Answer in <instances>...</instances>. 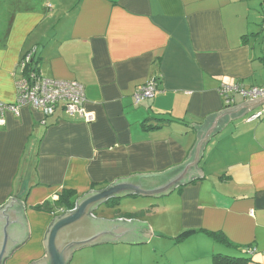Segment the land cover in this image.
Instances as JSON below:
<instances>
[{
  "label": "crops",
  "instance_id": "obj_1",
  "mask_svg": "<svg viewBox=\"0 0 264 264\" xmlns=\"http://www.w3.org/2000/svg\"><path fill=\"white\" fill-rule=\"evenodd\" d=\"M263 21L264 0H0V100L15 102L20 61L36 49L41 75L83 84L95 113L92 123L61 112L44 119L29 105L19 117L5 115L0 208L21 197L31 232L6 264L45 256L60 209L35 206L55 204L65 191L80 198L119 179L179 169L200 129L209 142L195 178L161 198L153 222L142 218L148 206L140 218L114 219L147 223L148 243H174L175 258L158 264H213L218 254L264 264V120L247 122L264 99L236 95L227 107L218 92L222 84L264 87ZM151 80L154 98L136 105L134 93ZM187 231L194 233L176 240ZM118 245L131 246L91 252L101 264H152Z\"/></svg>",
  "mask_w": 264,
  "mask_h": 264
},
{
  "label": "water",
  "instance_id": "obj_2",
  "mask_svg": "<svg viewBox=\"0 0 264 264\" xmlns=\"http://www.w3.org/2000/svg\"><path fill=\"white\" fill-rule=\"evenodd\" d=\"M199 139L190 160L181 168L157 175H138L119 179L101 190L91 191L76 201L73 210L52 221L43 242L45 256L32 264H71L73 255L82 249L102 244L139 246L148 243L147 223L139 220L96 218L94 213L111 200L130 197L161 199L190 183L198 172L196 166L207 143V129ZM27 206L13 196L0 208V264H6L30 239Z\"/></svg>",
  "mask_w": 264,
  "mask_h": 264
},
{
  "label": "built area",
  "instance_id": "obj_3",
  "mask_svg": "<svg viewBox=\"0 0 264 264\" xmlns=\"http://www.w3.org/2000/svg\"><path fill=\"white\" fill-rule=\"evenodd\" d=\"M264 31V21L262 24ZM36 49L28 52L20 61L22 75L17 81V96L12 104H6L0 100V129L5 125V115L12 113L19 117L21 108L29 105L41 111L43 118H53L58 112L70 119H79L87 123L95 120V113L87 111L86 90L83 84L76 80H57L45 78L35 65ZM156 84L149 81L145 86L139 88L133 95L136 105L154 98ZM224 100V104L232 106L235 104V96L241 95L249 101L264 99V87H251L245 89L240 84H222L218 90ZM264 120V106L252 113L247 122ZM65 213L60 209V214ZM250 253L253 251L250 250Z\"/></svg>",
  "mask_w": 264,
  "mask_h": 264
},
{
  "label": "rangeland",
  "instance_id": "obj_4",
  "mask_svg": "<svg viewBox=\"0 0 264 264\" xmlns=\"http://www.w3.org/2000/svg\"><path fill=\"white\" fill-rule=\"evenodd\" d=\"M27 157L28 156L25 157V162H23L22 164L21 171H24L26 169L25 167L26 164L24 166V163H26ZM160 201L161 199L152 200L145 198L130 197V198L121 199L119 200L118 204H113L112 206H109L107 204L103 205L95 212V214L97 215L98 218L112 220L117 215H122V214L129 215V214H134L136 212L138 213L142 207L148 206L145 212L146 214L151 212V214H148L147 216L144 215L142 218L144 221L149 222L151 224L154 220V215L156 214L154 212H156V210L158 209L157 205L160 204ZM159 209L160 210H158L157 212H162L164 210L163 206L160 207ZM32 241L35 242L34 240ZM27 245L25 247L29 248L30 246ZM173 246L174 243L169 241L167 242L166 240H162L156 237L150 243H146V245H139V246L118 245L115 247L119 249H124L126 251H132L133 256L131 252H128L127 258L129 259L132 256L134 259H139V260L145 259L147 263L150 262L152 264H158V262H160L161 259L164 260L165 263H168L167 261L169 260L170 256L173 257L172 259L175 258L173 255L175 253L178 254V251L175 249V246L174 248ZM94 249L96 248H85L77 251L73 255L71 264H101L98 260V257L96 258L91 252ZM20 251L21 250L16 252L15 255L18 256V253H20ZM15 255L13 257H15L16 259L17 256ZM117 259L119 260L121 258H117Z\"/></svg>",
  "mask_w": 264,
  "mask_h": 264
},
{
  "label": "trees",
  "instance_id": "obj_5",
  "mask_svg": "<svg viewBox=\"0 0 264 264\" xmlns=\"http://www.w3.org/2000/svg\"><path fill=\"white\" fill-rule=\"evenodd\" d=\"M79 197L71 192V191H65L60 197L59 200L53 204L52 202H45L41 205L35 206L34 210L38 211V212H51V213H55L54 212V208L56 207V209H62L65 212L69 211V210H73L75 208L76 205V201ZM119 200H111L107 203V205L112 206L113 204H118ZM144 212H138V213H134V214H129L128 218H140V216ZM61 215V214H60ZM96 215V214H94ZM57 216V215H55ZM59 216V215H58ZM192 233H194V231H187L185 233H182L181 235H179L176 240L181 241L183 239H185L187 236L191 235ZM212 236L215 238V240H219L221 241V238L219 235L217 234H212ZM245 262H247V260L245 259H237V258H232V257H228V256H222V255H215L214 259H213V264H244Z\"/></svg>",
  "mask_w": 264,
  "mask_h": 264
}]
</instances>
